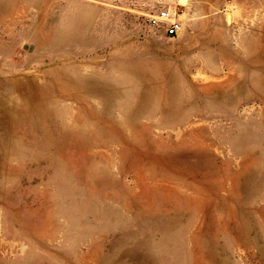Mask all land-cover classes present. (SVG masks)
<instances>
[{
    "label": "rangeland",
    "instance_id": "1",
    "mask_svg": "<svg viewBox=\"0 0 264 264\" xmlns=\"http://www.w3.org/2000/svg\"><path fill=\"white\" fill-rule=\"evenodd\" d=\"M0 264H264V0H0Z\"/></svg>",
    "mask_w": 264,
    "mask_h": 264
},
{
    "label": "built area",
    "instance_id": "2",
    "mask_svg": "<svg viewBox=\"0 0 264 264\" xmlns=\"http://www.w3.org/2000/svg\"><path fill=\"white\" fill-rule=\"evenodd\" d=\"M147 19L151 26L170 36L178 35L183 29L182 19L166 6H161L155 12L150 13Z\"/></svg>",
    "mask_w": 264,
    "mask_h": 264
}]
</instances>
